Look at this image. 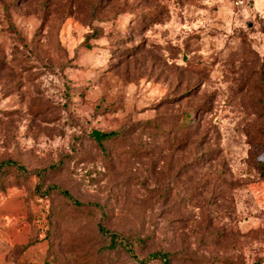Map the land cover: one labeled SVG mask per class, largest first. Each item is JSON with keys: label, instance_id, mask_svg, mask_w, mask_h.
Segmentation results:
<instances>
[{"label": "rangeland", "instance_id": "1", "mask_svg": "<svg viewBox=\"0 0 264 264\" xmlns=\"http://www.w3.org/2000/svg\"><path fill=\"white\" fill-rule=\"evenodd\" d=\"M237 1L0 0V264H141L99 223L264 264V0Z\"/></svg>", "mask_w": 264, "mask_h": 264}, {"label": "trees", "instance_id": "2", "mask_svg": "<svg viewBox=\"0 0 264 264\" xmlns=\"http://www.w3.org/2000/svg\"><path fill=\"white\" fill-rule=\"evenodd\" d=\"M118 131H100V130H93L91 133V136L99 143H102L103 140H107L113 136L118 135ZM3 164H15V162L8 161ZM3 164H0V170ZM65 195L70 196V193L68 191H63ZM98 231L101 234L105 240L108 241V244L105 246V249L108 250H122L126 252L127 254L133 256L138 260L139 263L145 264L150 258H160L164 261L165 264H170V259L167 253L163 252H155L152 253L149 257L140 259L135 254V250L133 248V245L131 241L122 233L113 231L108 229L105 225L99 223L98 225Z\"/></svg>", "mask_w": 264, "mask_h": 264}, {"label": "built area", "instance_id": "3", "mask_svg": "<svg viewBox=\"0 0 264 264\" xmlns=\"http://www.w3.org/2000/svg\"><path fill=\"white\" fill-rule=\"evenodd\" d=\"M244 2V0H238L237 1V3H243Z\"/></svg>", "mask_w": 264, "mask_h": 264}]
</instances>
